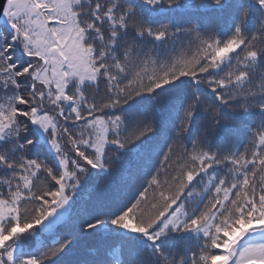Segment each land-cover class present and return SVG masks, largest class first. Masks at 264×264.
Returning <instances> with one entry per match:
<instances>
[{
    "label": "snow or ice",
    "instance_id": "1",
    "mask_svg": "<svg viewBox=\"0 0 264 264\" xmlns=\"http://www.w3.org/2000/svg\"><path fill=\"white\" fill-rule=\"evenodd\" d=\"M145 2L159 5L162 0ZM163 2L172 6L177 0ZM256 2L264 10V0ZM213 3L221 6L223 0ZM248 15L249 10L242 7L232 35L221 41L212 30L201 31L195 24L174 31L167 24L153 28L120 0H3L0 20L6 34H0L5 41L0 44V142H8V148L0 150V169L11 171L0 176V264H16L14 238L67 204L70 191L89 168H112L110 161L117 153L107 146L125 149L154 131V115L116 110L143 95L163 102L160 90L181 78L205 84L219 103L208 102L193 91L161 155L174 174L166 171L169 179L161 183L159 158L154 168L157 176L149 182L152 193L139 179L135 184L139 195L110 222L142 234L151 242V254L161 258L160 264H173L157 243L165 232L190 230L202 231L206 238L190 264H264V243L236 249L249 229L264 227V127L256 129L243 152L209 151L203 142L207 129L191 147L185 143L198 109L209 114L212 131L219 123L221 105L239 99V108L264 110V102L255 99L264 94V74L258 82L253 80L257 59L264 55V11L254 33L243 31ZM125 29L154 41L183 34L196 43V52L191 59L172 54L160 59L152 49L141 51L134 39L119 40ZM17 47L27 57L22 65L14 59ZM229 59L234 61L231 66L218 73ZM149 64L154 65L151 72ZM97 82L99 86H94ZM93 89L95 95H89ZM30 124L48 132L59 167L28 158L33 141L20 140ZM13 149H19L15 156L10 154ZM219 166L226 172L208 176V199L192 215L191 206L182 202L186 190L197 177L202 180V174ZM102 222L86 223L82 230L95 229ZM68 243L19 264H46Z\"/></svg>",
    "mask_w": 264,
    "mask_h": 264
},
{
    "label": "trees",
    "instance_id": "2",
    "mask_svg": "<svg viewBox=\"0 0 264 264\" xmlns=\"http://www.w3.org/2000/svg\"><path fill=\"white\" fill-rule=\"evenodd\" d=\"M124 7H132L139 12L141 18L153 28L169 25L171 30L195 24L201 31L212 30L221 41L227 40L233 33L235 25L239 22L242 7L249 10L247 22L243 31L254 33L261 11L256 0H223L221 6L213 0H177L175 5L169 6L163 0L159 5H148L145 0H120ZM6 26L0 30L5 33ZM7 31H11L10 28ZM119 40H136L141 51L153 50V54L160 59H167L172 54L191 59L196 52V43H191L183 34H178L169 41H154L151 37H140L134 32L125 29L118 37ZM0 36V44L4 43ZM14 59L18 65L27 60L22 47L15 49ZM234 61L229 59L221 65L217 72L226 70ZM154 65L149 64L147 71H153ZM264 74V55L258 57L255 64L253 80L258 82ZM25 87H27V82ZM87 85H81L82 89ZM99 86V82L97 85ZM103 86H101L102 88ZM193 91L200 94L208 102L219 103L215 95L205 84H197L190 78H181L174 84L160 90L165 97L158 102L153 96L143 95L137 97L129 105L121 107L118 112L154 115V131L125 149H117L109 145L108 148L116 150V156L110 163L112 168L108 171L89 168L82 176L80 183L70 191L71 212L68 217L58 223L54 235L45 237L40 243L38 236H45L41 229L42 222L33 229L14 238V247H19L14 254L16 264L26 258H39L50 249L59 247L65 241L67 246L46 264H160V257L153 256L151 242L142 234L133 233L117 225H113L111 218L117 215L120 209L133 200L139 193L135 187L141 179L145 181L143 187L151 194L153 189L149 182L157 176L155 166L160 168L158 179H169L164 173L170 170L163 162V151L173 138L179 125L185 105L191 98ZM89 95H95L90 90ZM257 101L264 102V94L255 97ZM241 102L232 101L228 105H221L219 123L215 131L211 130L209 114L203 109L194 112L191 125L185 135V143L191 147L202 132L207 129L204 143L209 151L221 153L243 152L253 133L257 128L264 127V110L258 108H239ZM66 107H70L66 105ZM112 112L113 110H108ZM48 138V132L45 133ZM42 135L34 124L29 125L28 131L23 133L20 140L23 143L31 139L33 143L28 146L27 156L30 159L43 160L50 166L59 167L54 153L41 139ZM15 142V138L11 143ZM8 142H0V150H7ZM19 149H13L11 155L18 154ZM161 156V157H160ZM161 165H163L161 167ZM11 170L0 169V176L7 175ZM226 168L219 166L215 171L209 170L202 174L203 179L197 177L186 190L182 202L190 205L192 215L198 214L209 196V189H205L209 175H223ZM139 187V185H137ZM195 189V190H193ZM102 220L95 229L82 230V225L96 220ZM206 238L202 231H166L157 242L160 250L165 253L173 264H190L193 253H199L205 245ZM264 243V227L249 229L236 245L237 251L252 245ZM221 252L222 250H216Z\"/></svg>",
    "mask_w": 264,
    "mask_h": 264
},
{
    "label": "rangeland",
    "instance_id": "3",
    "mask_svg": "<svg viewBox=\"0 0 264 264\" xmlns=\"http://www.w3.org/2000/svg\"><path fill=\"white\" fill-rule=\"evenodd\" d=\"M35 128L38 129V131L41 133L42 135V140L47 144V146L49 147V149L54 153L56 160L58 161L57 157H56V153L55 151L52 149L51 144L49 142V139L47 138V136L45 135V133L47 132L45 129H43L42 127H40L39 125L34 124ZM59 162V161H58ZM71 200L72 198H70L67 202V204H65L63 207L56 209L55 211H53L52 215H50L49 217H47L41 225V229L44 232V237L42 236H38V242L40 243L45 237H51L54 235L55 232V227L58 223H60L62 220H64L66 217L69 216L70 212H71ZM18 246L14 247V254L16 253V251L18 250Z\"/></svg>",
    "mask_w": 264,
    "mask_h": 264
},
{
    "label": "water",
    "instance_id": "4",
    "mask_svg": "<svg viewBox=\"0 0 264 264\" xmlns=\"http://www.w3.org/2000/svg\"><path fill=\"white\" fill-rule=\"evenodd\" d=\"M3 0H0V4H2ZM4 26L3 20H0V30L2 29V27Z\"/></svg>",
    "mask_w": 264,
    "mask_h": 264
}]
</instances>
